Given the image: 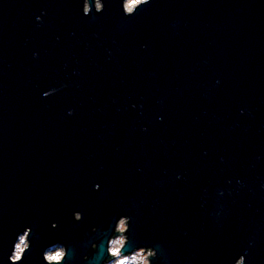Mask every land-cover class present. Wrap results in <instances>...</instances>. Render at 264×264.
Masks as SVG:
<instances>
[{
    "label": "water",
    "instance_id": "95a60500",
    "mask_svg": "<svg viewBox=\"0 0 264 264\" xmlns=\"http://www.w3.org/2000/svg\"><path fill=\"white\" fill-rule=\"evenodd\" d=\"M125 1L0 0V264H264V0Z\"/></svg>",
    "mask_w": 264,
    "mask_h": 264
},
{
    "label": "rangeland",
    "instance_id": "374dc122",
    "mask_svg": "<svg viewBox=\"0 0 264 264\" xmlns=\"http://www.w3.org/2000/svg\"><path fill=\"white\" fill-rule=\"evenodd\" d=\"M141 0H126L125 1V6L130 9L133 4L138 3ZM124 220H121L119 223V229H125V223L123 222ZM120 234L114 238L111 243H110V248H111V253L113 255H116L117 257L114 258L113 260L109 261L107 264H148V260L146 258L145 252L143 249L138 250L134 252L131 255H126V256H121L120 255V249L121 245H123L125 237L123 234V231L119 232ZM19 241L17 242V247H16V254L21 256L22 250L24 247H26L27 242H26V236L23 235L18 239ZM61 246H55L51 248L45 254L52 255L53 256V261L59 260L62 255H63V249H61ZM120 255V256H118Z\"/></svg>",
    "mask_w": 264,
    "mask_h": 264
},
{
    "label": "built area",
    "instance_id": "2783aa9c",
    "mask_svg": "<svg viewBox=\"0 0 264 264\" xmlns=\"http://www.w3.org/2000/svg\"><path fill=\"white\" fill-rule=\"evenodd\" d=\"M17 247V246H16ZM144 252H145V254L144 255H146V258H147V260H148V257L152 254V251L151 250H143ZM13 256L15 257V258H19L20 257V255H17L16 254V248H15V251H14V253H13ZM118 256H120V255H118Z\"/></svg>",
    "mask_w": 264,
    "mask_h": 264
},
{
    "label": "clouds",
    "instance_id": "9594fccd",
    "mask_svg": "<svg viewBox=\"0 0 264 264\" xmlns=\"http://www.w3.org/2000/svg\"><path fill=\"white\" fill-rule=\"evenodd\" d=\"M149 2H150V0H149Z\"/></svg>",
    "mask_w": 264,
    "mask_h": 264
}]
</instances>
